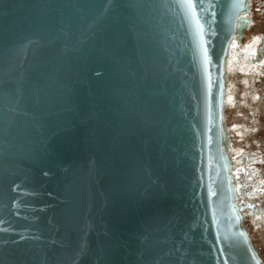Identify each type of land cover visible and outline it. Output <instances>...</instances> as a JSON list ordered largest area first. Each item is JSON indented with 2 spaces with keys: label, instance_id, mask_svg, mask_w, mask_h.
Segmentation results:
<instances>
[{
  "label": "water",
  "instance_id": "obj_1",
  "mask_svg": "<svg viewBox=\"0 0 264 264\" xmlns=\"http://www.w3.org/2000/svg\"><path fill=\"white\" fill-rule=\"evenodd\" d=\"M248 4L0 0V264H264L221 144Z\"/></svg>",
  "mask_w": 264,
  "mask_h": 264
},
{
  "label": "rangeland",
  "instance_id": "obj_2",
  "mask_svg": "<svg viewBox=\"0 0 264 264\" xmlns=\"http://www.w3.org/2000/svg\"><path fill=\"white\" fill-rule=\"evenodd\" d=\"M251 10L249 16L252 18V24L249 28L241 29V41L246 43L255 35L264 34V0H249ZM264 70V66L262 67ZM255 71H253L254 73ZM242 71L238 70L233 76H229L227 70H224L225 85L228 84L231 91L234 87L237 91L232 96L230 104H225L223 108V131L224 142L222 148L228 152L229 157L237 163L241 158V150L247 154H255L257 159L251 167L259 171L258 179H264V71L259 73V78H250L244 83ZM232 85V86H231ZM224 88H226L224 86ZM223 88V89H224ZM230 91V92H231ZM229 92V93H230ZM233 94V91L232 93ZM257 95L255 101L253 96ZM247 101V103L245 102ZM251 101L252 104H248ZM246 104H245V103ZM240 130V132L238 131ZM230 141V146L235 150H240L239 153H234L229 149L230 146H225V141ZM245 153V154H246ZM233 173V172H231ZM241 179L237 178L236 181ZM245 180V179H244ZM243 184L251 185V181H244ZM263 193L256 199L254 206L263 208L264 203V184L262 186ZM240 205L245 213V218L242 224L252 242L253 249L257 253V257L264 262V223L255 221L249 214L250 205L241 200ZM258 222V223H257ZM259 252V253H258ZM259 254V255H258Z\"/></svg>",
  "mask_w": 264,
  "mask_h": 264
},
{
  "label": "bare ground",
  "instance_id": "obj_3",
  "mask_svg": "<svg viewBox=\"0 0 264 264\" xmlns=\"http://www.w3.org/2000/svg\"><path fill=\"white\" fill-rule=\"evenodd\" d=\"M248 8L244 12L248 19L251 20V22H246L241 25L239 29L234 30L233 34L230 37V41L228 42L227 45V50H226V55L224 57V62H223V71L227 70L229 73V76H233L235 73H237L238 70L242 71V76H243V82L246 83L248 82L250 78H259V73L263 72L262 67L264 66V53L263 56L259 57L258 60H251V57L255 53H257L259 45L262 41V37L260 35H255L253 36L249 41L246 43H242L241 41V29L244 27L249 28L250 24H252V18L249 16V12L251 10L250 7V2L248 0ZM253 71H255L253 73ZM224 75V73H223ZM225 77V76H224ZM224 86L226 88H224ZM224 86H223V108L226 107V103L230 104L232 99V96L234 95V92L237 91V88L234 87L232 89L233 94L229 85H225V80H224ZM232 86V85H231ZM231 91V92H230ZM230 92V93H229ZM234 97V96H233ZM257 98V95L253 96V101H255ZM247 103V101H245ZM244 102V103H245ZM252 104L251 101H249ZM245 103V104H246ZM223 110V109H222ZM224 117V116H223ZM222 127H223V118H222ZM221 127L222 134L224 133L223 128ZM240 132V130H238ZM241 133V132H240ZM222 139H225L224 136L222 135ZM224 142V140L222 141ZM221 142V143H222ZM226 142V141H225ZM226 146V144H225ZM223 147V146H222ZM227 147V146H226ZM230 150H232L234 153H239L240 150H235L232 148V146L229 147ZM225 151V150H224ZM226 152V151H225ZM246 151L241 150V158L237 163H235L228 155L229 160H230V173H231V178H232V184L233 188L232 191L233 196L235 198V203L239 205L240 209L242 210V206L240 205L241 200L244 199V202L248 203L250 205V210L249 214L251 218L255 221H260L264 223V209L254 206L256 204V199L259 198V196L263 193L262 186L264 184V179H258L260 174L258 173L257 169L254 167H251V164H254L256 160H261L260 158L257 159L255 154L249 153L245 154ZM261 177V176H260ZM237 178H240V180L236 181ZM245 179V180H244ZM251 181V185L248 184H243L245 181ZM255 203V204H254ZM243 211V210H242ZM244 212V211H243ZM258 223V222H257ZM250 239V238H249ZM248 239V241H249ZM250 243V241H249ZM250 248L252 249L251 243L249 244ZM253 250V249H252ZM254 254L255 251L253 250ZM258 258V257H257ZM259 257L258 259H260ZM262 261V260H261Z\"/></svg>",
  "mask_w": 264,
  "mask_h": 264
}]
</instances>
